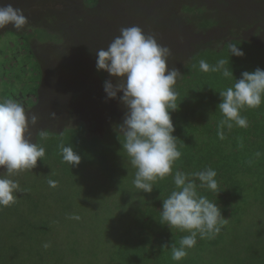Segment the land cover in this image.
<instances>
[{
    "label": "trees",
    "instance_id": "obj_1",
    "mask_svg": "<svg viewBox=\"0 0 264 264\" xmlns=\"http://www.w3.org/2000/svg\"><path fill=\"white\" fill-rule=\"evenodd\" d=\"M98 1L93 0V3L97 4ZM173 1L176 2V0ZM1 2L15 6L13 0ZM86 2L87 0H84L83 8H89ZM118 2L126 3L125 12H134L139 24L155 27L161 26L165 21L164 11L161 12L164 16L158 12L154 15L144 8L146 3L154 2V0H118ZM254 2L260 3L259 5L264 4V0H254ZM39 3L41 5L50 3L52 6L53 0H39ZM141 4L143 7H140ZM73 6L79 7L77 3L71 6L66 4V8ZM140 8L147 12L143 14ZM173 8L172 6L171 12L168 13L177 23H188L192 29L197 26L198 31L208 32L221 26L232 27V29L227 28L229 34H221V38L216 41L210 38L207 42L203 40L192 42L193 49L190 51L189 59L182 67L177 66L180 75L174 87L177 92L178 109L172 113V119L175 126L173 135L177 137L178 150L182 155L175 161L173 173L164 179H157L150 193L136 189L133 185L134 179L127 175L132 165L118 139L117 127L122 123L121 121L111 125L112 127L108 126L107 132L111 134L102 138L89 135L83 122L67 124L60 131L43 129L48 133L47 138L44 139L38 135L41 130H37L35 135L37 139L34 136V142L44 147L45 157L44 161L39 160L37 166L32 169L35 174L33 183L40 187L42 185L50 187L48 180L51 179L58 182L57 187L63 183L70 184L74 188L75 196H79L77 203L84 209H72L74 210L72 211L71 204L62 205L61 209H50L49 206L46 214L39 219L30 215L32 220H29L27 216L29 212L22 213L16 226L8 230L12 249H8L4 254L7 261H10L12 257H20L26 250L27 264H42L40 263L42 255L45 257L52 254V245L45 249L43 244H52L56 241L49 264H75L79 254L82 258L80 256V262L77 264H83V260L86 264H101L100 257L107 256L109 247L98 244L90 232L97 231L103 224L114 223L117 220L123 228L120 230L119 240L115 241L118 242L117 248L111 256L116 261L115 264H166L167 258L170 260L168 264H180L187 257L180 261L173 260L172 246L179 247L180 239L188 233L171 229L160 222L163 199H166L175 188L173 176L176 171L194 173L212 168L217 173L215 179L218 182V189L216 191L199 187L197 190L199 195L218 204L222 215L226 218V223L213 238L201 239L197 236V243L193 248L203 249L208 243L221 245L224 240L223 232H225L222 229L247 230L264 235V103L259 108H245L241 111V115L248 121L246 128L233 124L231 129L224 127V139H220L217 134L218 124L224 119L218 110V104L221 102L219 92L232 86L236 78H241L244 71L264 69V44L256 40L258 30L264 28V13L262 10L257 11L253 21L243 23L208 17L207 13L211 10L197 3L186 1L176 14L173 13ZM71 14L78 15L74 11ZM159 14L160 17H158ZM254 25L258 27L256 33H253L254 37L244 38L242 33ZM24 28L19 33L14 29L8 31L13 34L15 32L19 40H27L26 51L28 50L27 53L31 54L34 61L32 70L28 69L26 60H23L24 63L20 61V65L17 66L13 64L14 60L9 61L4 58L3 68L6 69L7 61L11 63L14 75V78H11L14 80L5 78L3 75L0 81L6 80L9 86L2 85L0 91L7 98H13L22 103L27 111L31 105L37 104L38 90L44 72L34 51V39L42 41L41 32L46 29L41 22L27 24ZM157 40L165 45L160 37ZM10 43L11 41H8V46ZM230 44H237L245 55L231 57ZM17 54L19 53H15L14 59ZM173 56L175 57L174 54ZM169 57L172 58V56ZM221 58L226 59L228 61L226 67L230 71L233 70L231 78H225L217 72L200 71L201 59L206 60L210 65H215ZM37 75L38 77L34 80L33 78ZM98 75L102 78L104 88L105 81L109 79L103 70L98 71ZM28 76L31 79H27ZM120 94L123 95L122 92L118 95ZM26 97H30V100H26ZM61 144L72 146L81 155L79 165L72 167L63 161L59 148ZM257 152L261 153L259 157L255 155ZM115 159L128 162L127 168L122 170L126 173L118 180L117 178L113 181L102 179L100 172L108 168L97 167L99 164ZM132 169L136 171L134 167ZM83 178V188L78 189ZM25 181H27V175L19 178V185L24 189L21 195L25 196L26 201L23 202L25 205L29 204L27 200L29 198L36 207L45 195L49 198V202L54 200L53 203L71 199L68 194L62 197L55 196L51 190L40 196H32L34 184L27 186ZM197 184L199 185V181ZM32 214L35 215L33 212ZM231 214L232 217L229 218ZM72 215H78L80 219H71ZM106 231L111 229L107 228ZM44 232L48 234L47 237L44 236ZM22 239L23 241L20 242ZM123 244L124 247L119 248ZM261 247L264 248L263 245ZM4 262V257L0 255V264ZM104 263L107 264L108 261Z\"/></svg>",
    "mask_w": 264,
    "mask_h": 264
},
{
    "label": "clouds",
    "instance_id": "obj_2",
    "mask_svg": "<svg viewBox=\"0 0 264 264\" xmlns=\"http://www.w3.org/2000/svg\"><path fill=\"white\" fill-rule=\"evenodd\" d=\"M176 3L179 4V1L176 0ZM120 6L126 9V3ZM180 9L178 6L174 10ZM164 13L166 18L171 17L169 21L171 25H179L168 12ZM27 23L28 19L22 9L15 8L12 4L0 5V28L11 25L21 30ZM138 24L139 22H136L135 25L122 27L120 34L106 48L95 51L96 68L98 71H107L115 78V83L112 80L105 81L104 91L108 99L117 98L119 93H123L119 99L126 112L123 122L117 127L118 139L130 164L136 169L134 187L150 193L157 179H164L173 173V165L182 155L178 150L177 137L173 135L175 126L172 119V113L178 109L174 86L180 71L169 68L168 57L172 54L171 49L166 44H160L158 37L146 34L142 29L146 28ZM195 28L198 29L197 26ZM229 28L232 29L231 26ZM257 28L251 33L250 39L254 37L253 33H256ZM229 49L231 57L245 55L237 44H230ZM176 51L178 53L175 58L181 57L183 61L185 54L181 48ZM189 55L188 51L186 56ZM227 64L228 61L223 58L215 65L201 59L199 69L202 72H217L225 78H231L233 70L230 71L226 67ZM42 84L43 77L39 89H42ZM219 94L221 102L218 104V110L224 119L218 124L217 134L220 139H224L225 126L229 129L233 124L245 128L248 126L247 118L241 115L243 109L259 108L264 103V69L244 71L241 78H236L232 86L220 91ZM51 115L55 118L57 113L53 111ZM38 119L35 113L29 115L23 104L17 100L0 98V167L7 173L0 175V208L16 203V194L24 191L19 183L10 177L21 171L32 170L39 160L44 161V147L30 139V127L35 126ZM107 130H103L102 136L99 134L92 136L102 138L110 135L111 132ZM38 135L44 139L48 133L41 130ZM59 148L64 162L72 167L80 164L82 157L72 146L61 144ZM255 155L259 157L261 153L257 152ZM216 176L217 173L212 168L194 173L176 171L173 176L175 188L166 199H163L160 222L171 229L188 233L180 239L179 247L172 246L173 260L180 261L187 257L180 264L219 262V253L214 243H208L203 249L193 248L197 243V236L201 239L213 238L226 223L218 204L199 195L197 190L199 187L216 191L218 189ZM48 184L55 188L58 182L49 179ZM231 217L232 214L229 218ZM70 218L80 219L78 215H72ZM112 239L114 242L118 240ZM43 247L47 249L50 244L44 243ZM123 247L124 244L119 246Z\"/></svg>",
    "mask_w": 264,
    "mask_h": 264
},
{
    "label": "rangeland",
    "instance_id": "obj_3",
    "mask_svg": "<svg viewBox=\"0 0 264 264\" xmlns=\"http://www.w3.org/2000/svg\"><path fill=\"white\" fill-rule=\"evenodd\" d=\"M1 1L0 5H5ZM13 1L15 4L14 7L22 9L24 15L27 16V24L41 22V24L44 23L46 29L41 32L42 41L34 39V51L43 66L44 72L42 89H39L37 104L31 105L26 111L29 115L35 113L39 117L37 124L31 126L29 130L32 142L35 141V137L37 139V136H35L37 130L49 129L52 131H60L67 124H76L78 122L80 124L83 122L89 131V135L99 134V136H102L103 130L108 126L116 125L119 121L123 122L126 108L119 99V96L122 95L120 94L117 98L113 99L107 98L102 87V78L98 75L96 68L97 57L95 51L100 48H106L120 34L122 27L132 26L136 22H139L134 16V12L126 13L123 7H119L120 3L118 0H99L97 4H94L93 0H87L86 3L89 8H83L84 0H53L52 6L50 3L41 5L39 0ZM186 1L203 6L207 5V10H211L207 13L208 17L234 22H251L257 16V11L260 12L262 10L264 13V4L259 5L260 3H256L257 1L254 2V0ZM170 2L174 10L178 6L181 8L185 0H179V4L173 0H154V2L146 3L144 8L154 13V15L157 12L162 14V11H170L172 8ZM73 3H77L79 7L73 6L66 8V4L71 6ZM140 7H143V5L141 4ZM72 11L81 16L71 14ZM177 11L174 10L173 13L176 14ZM33 12L35 13L31 15ZM142 12L145 14L147 11L143 10ZM160 14L158 17H160ZM152 16L149 17L152 18ZM169 21H171V17H165L162 25L155 27H147L141 24L146 28H142L146 34L160 37L166 46L171 49L172 58L168 57L169 68L177 69L185 63L188 59L186 56L187 52L193 49H191L192 42L196 43L201 40L207 42L210 38L216 41L221 38V34H229V27L227 26L215 27L205 32L204 30L198 31L196 28L192 29L189 24L171 25ZM256 28L257 26H253L252 29L247 30L244 33V38H250L251 33ZM13 29L18 33L20 32V30L13 28L11 25L0 28V78L3 75L5 78H14L11 63L7 61L5 64L6 69L3 68L2 60L4 58L9 61L14 60L13 64L17 66L20 65V61L24 63L23 60H26L25 63L29 70H32V65L34 64L31 54L27 53L28 50L26 51L28 49L27 40H19V36L15 32L14 34L9 33L8 30ZM261 36H264V29L258 30L257 38V41L259 40L260 44L263 45L264 38H260ZM8 41H11L9 46L15 47L14 49L8 46ZM180 48L185 54L183 61L181 57L175 58L178 53L176 50H180ZM15 53H19L16 55V59H14ZM104 72L109 80H112L113 83L116 82L115 78L110 76L107 71ZM36 77L38 75L33 79L35 80ZM13 78L11 80H14ZM26 78L31 79L30 76ZM6 84L9 86L6 80L4 82L0 81V87ZM5 97L2 91H0V98ZM26 100H30V97H26ZM53 111L57 113L55 118L51 115ZM127 164L128 162L125 160L115 159L99 164L100 167L98 166L97 168L106 166L108 169L100 172L101 178L113 181L116 178L118 180L120 176L126 173L122 170L127 168ZM132 168L130 166L127 175L134 179L136 171ZM33 171H21L10 178L20 183L19 178L27 175V181L25 182L27 186H30L34 184L33 182L35 180ZM0 175H7L5 169L2 167H0ZM129 177H127V180H129ZM83 182L84 178L79 184L78 189L83 188ZM73 189L68 183L60 184L59 187L55 188L48 187L47 185L40 187L34 184V190L31 191L32 196H40V194L43 195L44 192L48 193L51 190L55 196L59 195L62 197L68 194L71 199L66 202L60 201L59 203H53L54 200L49 202V198L45 195L43 196V200L39 201L35 207V204L29 198L27 199L29 204L25 205L23 203L26 201L24 199L25 196H22L20 192L16 194V203L8 207H3L4 209L0 208V255L4 257L5 262L3 264H27L26 259L28 254L26 250L20 257H12L10 261H7L4 256L8 249H12L8 239V230L10 227L13 229L16 226L17 220H19L22 213L27 214L29 212L30 214L28 213L27 216L29 220H32L30 215L35 219H39L46 214L49 206L50 209H61L62 205L66 206L71 204L72 208L70 210L84 209L76 202L79 196H75ZM117 191L121 193L120 190ZM18 208L20 209L17 210ZM107 228L111 229V231H106ZM122 228L123 226L116 220L114 223L103 224L97 231L90 232L98 244L109 247L107 256L100 257L101 264H105L104 262L106 261H108L107 264L116 263L111 256H113L112 252L117 248L118 242H114L112 238L119 240L121 236L120 230ZM222 230L225 231L223 232L224 240L221 245L215 243V249L219 253V264H264V248L261 247V245L264 246V235L248 232L247 230ZM44 236L47 237L48 234L44 232ZM6 237L7 239H5ZM22 241L23 239L20 242ZM54 244H56V241L50 244L52 245V254L45 257L42 255L40 263H51ZM80 256L79 254V259ZM79 259L76 260L75 264L80 262ZM165 263H170V260L167 258ZM83 264H86L84 260Z\"/></svg>",
    "mask_w": 264,
    "mask_h": 264
}]
</instances>
